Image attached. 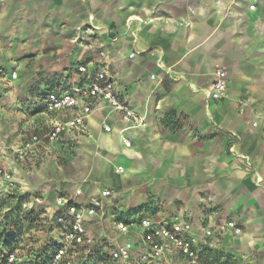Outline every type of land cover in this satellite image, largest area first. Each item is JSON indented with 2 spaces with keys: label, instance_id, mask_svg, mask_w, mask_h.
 Returning a JSON list of instances; mask_svg holds the SVG:
<instances>
[{
  "label": "crops",
  "instance_id": "crops-1",
  "mask_svg": "<svg viewBox=\"0 0 264 264\" xmlns=\"http://www.w3.org/2000/svg\"><path fill=\"white\" fill-rule=\"evenodd\" d=\"M82 65L89 76H115L117 90L147 126L130 128L102 103L86 132H72L63 142L45 140L18 162L14 151L24 139L74 116L49 114L44 99L84 85ZM1 67L18 73L21 84L42 89L19 116L23 124L0 165L37 179L21 189L34 183L43 194L52 191L36 200L52 230L48 242L58 238L52 219L59 198L86 204L104 188L118 202L107 201L103 220L88 219L94 247L106 249L105 230L108 238L117 236L111 223L117 210L119 216L130 212L135 225L143 218L186 220L202 250L225 249L247 264H264V0H0ZM217 69L228 75L219 102L209 99ZM49 165L53 175L44 171ZM149 202L150 210H138ZM228 221L242 234L204 239L205 230ZM132 236L120 243L133 242ZM44 247L38 245L27 262L36 263ZM157 259L186 262L173 251L147 264Z\"/></svg>",
  "mask_w": 264,
  "mask_h": 264
},
{
  "label": "built area",
  "instance_id": "built-area-1",
  "mask_svg": "<svg viewBox=\"0 0 264 264\" xmlns=\"http://www.w3.org/2000/svg\"><path fill=\"white\" fill-rule=\"evenodd\" d=\"M253 8V7H251ZM137 56L130 55L131 59ZM81 76H88V80L82 86H75L68 90H55L49 92L44 99L45 110L49 114L61 112H74V116L59 122L53 127L40 134H33L15 149L14 157L18 162H26L32 156L36 148L45 140L49 142H63L67 135L72 132L84 133L87 131V121L95 109L102 103H106L116 112L121 120L130 125L132 129H142L147 126L145 117L141 116L117 90V79L115 76L102 71L95 76L88 75L87 66L82 65L78 69ZM17 78V74L13 75ZM154 78V76H152ZM228 89V75L222 69L214 72V80L209 93V99L219 102ZM107 132L111 131L106 127ZM126 147H131L129 139L123 140ZM247 163L251 162L247 158ZM0 177H8L7 172L0 166ZM82 191L77 192V197ZM113 191L109 189H98L97 194L86 204H79L73 199L59 198L56 206L59 212L52 219L56 227L58 238L54 244V251L50 260H45L44 252H41L37 262L34 264H65L71 259V254H78L80 249L92 248L96 242L89 236L88 219L103 220L105 217L107 201L112 197ZM120 236H132L135 229L140 233V240L148 252L150 258H162L170 252H177L188 264H198L204 246L200 239L192 236L193 224L186 220L173 221L171 223L155 222L150 218H143L139 226L134 223L127 224L119 221L115 225ZM135 228V229H134ZM231 232L234 235L242 234V228L234 221L219 223L214 229L204 232V239H212L214 235ZM106 238V248L110 257L116 261L128 263L132 258L133 242L119 243L117 238ZM17 251L9 252L0 264H19Z\"/></svg>",
  "mask_w": 264,
  "mask_h": 264
},
{
  "label": "rangeland",
  "instance_id": "rangeland-1",
  "mask_svg": "<svg viewBox=\"0 0 264 264\" xmlns=\"http://www.w3.org/2000/svg\"><path fill=\"white\" fill-rule=\"evenodd\" d=\"M83 40L82 36L77 37V43H83ZM15 73V71L6 72L4 68H0V155L6 148V152L11 154V151L8 150L9 143L11 142L10 140L13 139V136L17 134L18 129L23 124V120L20 121L19 118L21 117L19 116L24 114L26 110L25 107L27 106L26 104L39 97L42 90L37 84H21L19 82L20 78L18 73H16L17 78H13ZM1 80L3 81L1 82ZM25 85L28 87L24 88ZM15 130H17V132H15ZM2 157H4V154H2ZM44 171L53 175V166L49 165ZM6 172L8 177H0V258L3 260L9 252L17 251L18 257L21 260L19 264H31V262H27L26 256L33 255L35 257L37 254L36 247L45 244L44 257L45 260L48 261L54 251L53 243L56 242V239L48 242V233L52 230L50 229L49 223H44L46 220L42 218L43 211L40 212L41 207L37 204L36 200L43 198V196H46V199L49 198L52 191L48 192L50 188H47V195L43 194L42 191L39 190L40 185L34 183L32 184L35 188L25 191V189H21L23 183L27 181L26 183L29 184L31 181L33 182L37 179L29 180L23 173H20L21 175H13L8 170H6ZM110 201L118 202V199L115 198V195H112ZM151 205V202L143 204L141 207H138V210H150ZM116 213V215H112L114 219H112L111 223L115 222L113 227L119 221L131 224V218L134 216L130 215V212H126L124 213L125 215L123 214L122 216L118 215L119 212L117 210ZM135 221L137 222V218H135ZM138 226L139 224L137 227ZM95 230L97 231V229ZM104 232V234L108 236V232L106 230ZM137 233L134 232L132 236V239H134L133 257L128 263L112 259L107 248L106 250L105 248L94 247V249H80L77 255H75L76 253H72L70 261L65 264H147L151 261V258L146 249L138 242L139 238L135 236ZM96 235L99 236V233L97 232ZM50 238H52V236H50ZM115 238H117L120 243L121 236L118 232ZM105 242L103 241L106 247ZM35 252L36 254H33ZM176 260L178 259L172 260L170 264H188L187 262L184 263L183 260L179 262ZM156 262L157 264H169L159 259H157ZM198 264L247 263H245L243 257H238L225 249L205 248L201 253Z\"/></svg>",
  "mask_w": 264,
  "mask_h": 264
},
{
  "label": "bare ground",
  "instance_id": "bare-ground-1",
  "mask_svg": "<svg viewBox=\"0 0 264 264\" xmlns=\"http://www.w3.org/2000/svg\"><path fill=\"white\" fill-rule=\"evenodd\" d=\"M120 170V169H119Z\"/></svg>",
  "mask_w": 264,
  "mask_h": 264
}]
</instances>
